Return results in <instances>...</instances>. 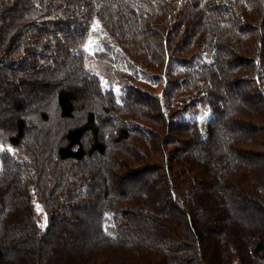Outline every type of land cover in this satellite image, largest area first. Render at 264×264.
Segmentation results:
<instances>
[{"label": "trees", "instance_id": "16d2710c", "mask_svg": "<svg viewBox=\"0 0 264 264\" xmlns=\"http://www.w3.org/2000/svg\"><path fill=\"white\" fill-rule=\"evenodd\" d=\"M0 264H264V0H0Z\"/></svg>", "mask_w": 264, "mask_h": 264}, {"label": "rangeland", "instance_id": "374dc122", "mask_svg": "<svg viewBox=\"0 0 264 264\" xmlns=\"http://www.w3.org/2000/svg\"><path fill=\"white\" fill-rule=\"evenodd\" d=\"M71 23L69 21H65L62 19H42L36 23V26L39 28H46L58 34H63L67 27ZM124 65V64H122ZM138 75L141 76L143 79L149 80L153 83V89L158 94H161L165 81H153L149 74H147L143 70L138 71ZM191 116H195L200 121L202 128L205 129V123L211 117V112L207 109H202L197 112L191 113ZM37 212L39 214V225L44 226L46 223V215L42 206L39 202H36ZM110 214H114L111 212ZM111 216V215H109ZM112 218V217H111ZM113 219V218H112ZM131 225V222L127 219H123L121 222L115 225V235L121 238H125L127 236L128 228Z\"/></svg>", "mask_w": 264, "mask_h": 264}]
</instances>
